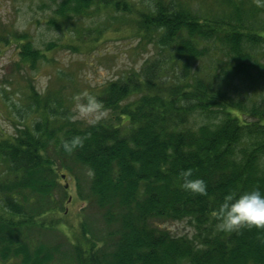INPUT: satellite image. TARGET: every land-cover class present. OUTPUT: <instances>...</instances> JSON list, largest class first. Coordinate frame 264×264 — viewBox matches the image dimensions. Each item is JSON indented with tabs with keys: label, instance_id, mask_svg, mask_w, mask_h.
Listing matches in <instances>:
<instances>
[{
	"label": "trees",
	"instance_id": "trees-1",
	"mask_svg": "<svg viewBox=\"0 0 264 264\" xmlns=\"http://www.w3.org/2000/svg\"><path fill=\"white\" fill-rule=\"evenodd\" d=\"M46 1L49 27L95 9L157 48L139 70L90 93L110 114L94 122L72 118L63 87L28 86L33 122L0 136V264H264V229L218 231L214 215L229 192H264V108L254 100L264 88V0H209L204 12L178 0ZM28 38L0 34V52L16 40L35 69L56 43L42 50ZM74 136L80 142L66 148ZM78 166L91 173L79 195L107 228L82 221L68 236L54 205L61 172ZM184 169L205 192L181 187ZM178 220L193 236L161 227Z\"/></svg>",
	"mask_w": 264,
	"mask_h": 264
},
{
	"label": "rangeland",
	"instance_id": "rangeland-1",
	"mask_svg": "<svg viewBox=\"0 0 264 264\" xmlns=\"http://www.w3.org/2000/svg\"><path fill=\"white\" fill-rule=\"evenodd\" d=\"M178 1L195 12H204L202 7L209 2ZM46 5V0H0L1 35L29 33L30 38L27 40L42 50L49 43H56L55 47L46 52L49 59L40 61L35 69L22 62L16 40L11 39L9 45H2L0 136L15 134L23 123L33 122L34 112L24 99L30 84L40 92H45L49 87H63L66 96L71 97L69 103L75 116L74 104L77 101L85 102V93H95L106 82L117 80L132 70H139L156 53L157 47L152 40L141 39L132 28L121 25L114 16H110L111 13L105 11L96 12L92 9L88 15L74 18L73 25L68 24L66 28L49 27L46 20L51 10ZM75 23L78 25L77 30ZM68 44L78 45V51L69 49L66 46ZM204 63L208 67L206 58ZM247 89L242 85V92ZM256 91L254 100L264 108V88ZM106 115L110 114L106 113L99 119ZM76 119L85 123L99 120L93 114ZM62 173L61 187L56 193L54 205L57 210L53 215L61 218L62 224H66L62 231L68 236L79 235L82 221L89 230L104 231L107 226L102 211L96 204L88 203L79 195V191L83 194L89 191L91 173L82 166L76 167L70 176L64 171ZM161 227L177 236L194 234L193 227L186 220L163 222ZM44 237L47 241H53L51 234Z\"/></svg>",
	"mask_w": 264,
	"mask_h": 264
},
{
	"label": "clouds",
	"instance_id": "clouds-1",
	"mask_svg": "<svg viewBox=\"0 0 264 264\" xmlns=\"http://www.w3.org/2000/svg\"><path fill=\"white\" fill-rule=\"evenodd\" d=\"M85 102L77 101L74 104L76 115L73 119L93 114L99 119L107 113L102 107V102L94 95L84 94ZM80 142L79 136H74L65 141V147L76 145ZM183 183L181 187L187 191L203 193L206 190L205 181L200 177H193L191 169L181 172ZM216 217L215 228L218 231H232L241 225L264 229V192L260 188H251L238 193H227L219 203L214 213Z\"/></svg>",
	"mask_w": 264,
	"mask_h": 264
}]
</instances>
